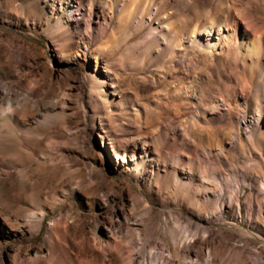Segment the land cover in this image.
Masks as SVG:
<instances>
[{"label": "rangeland", "instance_id": "374dc122", "mask_svg": "<svg viewBox=\"0 0 264 264\" xmlns=\"http://www.w3.org/2000/svg\"><path fill=\"white\" fill-rule=\"evenodd\" d=\"M8 2L0 5V264H185L188 255L205 256L197 264L209 256L210 264H264V113L258 124V109L241 100L233 122L226 106L202 111L175 88L156 97L181 71L204 100L256 82L252 98L264 89L259 67L238 53L219 62L192 50L140 52L134 38L100 55L93 38L107 25L76 24V3L57 24L44 0ZM164 6L185 28L239 16L264 41V0ZM80 36L92 38L90 50ZM104 128L137 152L127 158L133 164L122 166ZM134 135L147 142L144 151ZM37 210L38 231L23 224ZM7 216L20 228L12 231Z\"/></svg>", "mask_w": 264, "mask_h": 264}, {"label": "bare ground", "instance_id": "6f19581e", "mask_svg": "<svg viewBox=\"0 0 264 264\" xmlns=\"http://www.w3.org/2000/svg\"><path fill=\"white\" fill-rule=\"evenodd\" d=\"M44 0L46 6L50 5L52 10V20L60 24L64 23V18L69 15L72 4L76 3V9L81 13L80 19H75L76 24L79 25V20L86 18L101 20L107 25L105 36H96L95 45L96 53L105 55L108 52H112L118 48L119 43H127L129 39H138L135 42V47L141 48L140 52L154 51L161 52L162 50L172 49L177 54L184 56L189 51H195L198 53L211 55L212 57L218 58L220 61L228 59L229 55L238 53L244 56H248L251 59V63L259 67L258 77L264 78V41L257 36L256 33L249 32V29L243 30L242 20L239 16L232 20V23L227 24L225 21H219L218 23L202 22L197 28H185L182 26L183 19L174 12L172 9H166L165 4H169L170 0ZM5 6L8 7V0H0ZM1 8V6H0ZM118 11V15L115 12ZM238 13V12H237ZM138 20V21H137ZM115 21L117 27H112L111 23ZM28 24V23H27ZM65 25V24H64ZM63 26V25H62ZM67 27L63 29L69 30L71 25L66 24ZM69 26V27H68ZM61 27V26H60ZM77 28V26H73ZM147 27V28H146ZM140 28H145L140 31ZM142 33V34H141ZM120 41V42H119ZM78 42L81 43L86 51L92 48V38L78 37ZM138 49V48H137ZM185 58V57H184ZM231 58V57H230ZM248 59V58H247ZM224 62V61H223ZM226 62V61H225ZM229 62V61H228ZM224 64V63H223ZM180 69V68H179ZM182 72L175 74L165 84L163 90L156 91V97L158 99L164 97V93L168 90L175 88L179 91H183L186 95L192 94L195 99L197 108L202 111L211 109L213 113L220 114V110L223 107H227L228 113L226 117L230 121H235L233 114V104L239 103L241 100H245L246 104L249 105V109H258L256 115V121L259 124L261 117L264 113V89H255L256 95L250 97L253 93V86H256V82L245 83L238 85L236 91H227L220 98H210L209 101L204 100L202 95H199L194 88L192 82H185L183 77L181 78ZM253 75V74H252ZM91 81L94 80L91 75ZM96 79L99 80L100 85L105 83V78L101 74L95 75ZM252 77V76H251ZM262 80V79H261ZM252 81V80H251ZM250 82V81H249ZM261 82V81H260ZM258 84V83H257ZM157 89V88H156ZM155 89V90H156ZM227 90V89H226ZM166 94V93H165ZM100 95L104 98H108L107 93L104 89L100 90ZM205 114V113H204ZM5 117V92L0 91V118L3 120ZM206 117V116H205ZM223 117V116H222ZM263 123V122H262ZM239 126V122L237 123ZM0 137L5 138V127L0 124ZM239 130V128H238ZM104 134L113 144V152L122 161V166H128L133 163L129 162L127 158L135 159L137 152L135 150L130 153L121 145V140L117 139L116 136L112 137L111 130L104 128ZM141 135H134L130 141H140L141 147L144 151L147 146V142ZM220 143L213 145L214 147H220ZM214 144V143H213ZM137 147H134L136 149ZM212 149V146L207 147ZM220 150V148H219ZM5 152V146L0 145V154ZM139 154V153H138ZM141 154V153H140ZM143 160V159H142ZM140 160V161H142ZM118 163V161H116ZM135 176V175H134ZM264 188V187H263ZM43 212L37 210L27 214L24 218L23 224L28 227L29 223L36 226V231L40 229L41 217ZM5 221L11 226L12 231H16L15 227H19L20 224L18 218L13 216H7ZM205 256H197L194 261L191 256L184 257L185 264H197L204 261ZM211 257H207L206 261L210 264ZM156 264H165L163 261H158ZM243 264H253V262L246 258Z\"/></svg>", "mask_w": 264, "mask_h": 264}]
</instances>
